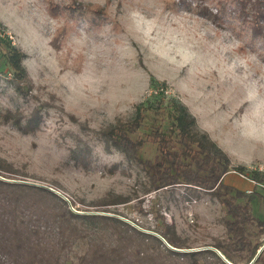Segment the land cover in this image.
I'll use <instances>...</instances> for the list:
<instances>
[{
	"label": "rangeland",
	"instance_id": "374dc122",
	"mask_svg": "<svg viewBox=\"0 0 264 264\" xmlns=\"http://www.w3.org/2000/svg\"><path fill=\"white\" fill-rule=\"evenodd\" d=\"M51 1L0 0L3 33L25 53L28 75L24 94L18 93L0 60V158L16 178L57 189L74 208L96 210L104 196L122 194L132 199L110 209L150 227L160 222L157 212L193 247L225 236L224 208L210 194L188 202L183 186L143 193L140 168L117 151L106 153L91 135L152 98V75L165 82V96L188 107L232 164L263 169L264 61L258 40L236 20L223 18L220 27L200 15L202 6L217 11L212 0H79L99 7L100 20L61 16L53 10L70 0ZM34 107L40 109L39 126L25 132L14 117L20 114L24 125ZM83 141L91 146L86 169L74 166L69 152ZM141 153L152 158L155 144L146 142ZM112 163L118 168L107 173ZM223 182L241 190L254 186L233 170ZM256 190L264 193V186ZM251 211L263 219L264 202L251 201ZM85 248L77 239L71 261Z\"/></svg>",
	"mask_w": 264,
	"mask_h": 264
},
{
	"label": "trees",
	"instance_id": "16d2710c",
	"mask_svg": "<svg viewBox=\"0 0 264 264\" xmlns=\"http://www.w3.org/2000/svg\"><path fill=\"white\" fill-rule=\"evenodd\" d=\"M212 1L217 11L202 6L199 14L220 27V20L226 17L242 23L255 42L258 40L264 61V0ZM53 11L64 17L93 20H100L102 14L95 4L79 0H70ZM64 26L67 30L66 23ZM24 55L3 33L0 22V60L7 66L11 82L15 81V91L21 94L22 83L28 80ZM165 86L164 81L158 82L150 75L149 87L155 91L152 98L135 104L132 115L117 116L113 122L93 130L91 136L102 142L106 153L117 151L127 163L140 168L144 179L141 192L183 186L182 196L188 202L201 193L219 201L224 208L225 236L199 246L215 248L232 264H247L264 242V218H256L251 211V201L264 202V193L256 190L264 186V168L232 164L229 155L199 127L188 107L177 97L165 96ZM39 111L34 107L24 125L20 114L13 122L25 132H34L41 118ZM5 112L10 113V109L5 108ZM146 142L156 146L157 153L152 158L141 153ZM69 152L74 166H90L91 146L87 141ZM117 168L118 164L112 163L106 171L113 173ZM231 170L252 181L253 188L241 190L224 183V174ZM14 174L12 166L0 158V264H228L212 248L172 249L193 246L187 236L178 232L174 222H166L157 212L160 222L153 227L131 219L154 234L141 231L121 219L120 216L126 217L122 212L109 208L127 204L130 196L108 194L98 201V209L92 210L95 212L86 213L72 204L74 211L60 195L42 186L14 181L19 180ZM77 239L85 241L86 248L72 262L69 252ZM203 255L214 261L200 260ZM252 264H264V248Z\"/></svg>",
	"mask_w": 264,
	"mask_h": 264
},
{
	"label": "water",
	"instance_id": "95a60500",
	"mask_svg": "<svg viewBox=\"0 0 264 264\" xmlns=\"http://www.w3.org/2000/svg\"><path fill=\"white\" fill-rule=\"evenodd\" d=\"M14 181H21V182H28L30 184H34V185H38V186H42V187H45L53 192H55V194H58L60 195L64 200L67 201V203L69 204V207L70 209H73L71 203L69 202L68 198L65 197L60 191H58L57 189L53 188V187H50V186H47V185H44L41 183H36V182H32V181H28V180H14ZM74 210V209H73ZM75 211V210H74ZM77 212H80V211H77ZM92 212H95V211H86V213H92ZM121 219L125 220L126 222L128 221V223H130L131 225L137 227L138 229H140L141 231H145V232H151V233H154L153 231L151 230H148V229H145V228H142L140 227L139 225H137L135 222H133L132 220L126 218V217H123V216H120ZM155 234V233H154ZM158 235V234H157ZM159 236V235H158ZM160 237V236H159ZM162 241L168 245V243L163 239L161 238ZM169 247H171L170 245H168ZM172 249H175V250H179V251H198L200 249H204V248H212L214 249L222 258L223 260L228 264H232L230 261H228V259H226L218 250H216L215 248L211 247V246H198V247H192V248H175V247H171ZM264 248V242L262 243V245L256 250V253L255 255L251 258V260L247 263V264H252L254 261H255V257H257L259 255V253L262 251V249Z\"/></svg>",
	"mask_w": 264,
	"mask_h": 264
}]
</instances>
